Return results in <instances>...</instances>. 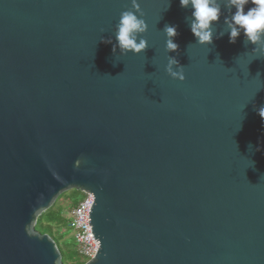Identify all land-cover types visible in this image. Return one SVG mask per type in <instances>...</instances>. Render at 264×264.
Segmentation results:
<instances>
[{
  "label": "water",
  "instance_id": "obj_1",
  "mask_svg": "<svg viewBox=\"0 0 264 264\" xmlns=\"http://www.w3.org/2000/svg\"><path fill=\"white\" fill-rule=\"evenodd\" d=\"M137 2L149 47L122 56L132 0H0V264H62L35 228L72 190L94 197L86 264H264V55L223 16L202 46L179 0Z\"/></svg>",
  "mask_w": 264,
  "mask_h": 264
},
{
  "label": "clouds",
  "instance_id": "obj_2",
  "mask_svg": "<svg viewBox=\"0 0 264 264\" xmlns=\"http://www.w3.org/2000/svg\"><path fill=\"white\" fill-rule=\"evenodd\" d=\"M179 3L182 8L191 9L190 17L185 19L198 44L213 45L214 38H220L215 35V25L223 16L229 43L235 44L243 35L245 44L251 43L255 46L252 50L255 58L264 55V0H226L223 6L221 0H179ZM224 8L231 12L230 18L224 16ZM143 16L137 0H132V7L120 13L114 32L120 55H141L148 49L149 43L144 37L149 31V26ZM164 33L167 37L166 51L177 52V26L166 25ZM220 36L222 37L223 33ZM113 53H116V46L113 47ZM166 72L174 80H186L185 68L170 55ZM258 115L264 119V106L258 108Z\"/></svg>",
  "mask_w": 264,
  "mask_h": 264
},
{
  "label": "trees",
  "instance_id": "obj_3",
  "mask_svg": "<svg viewBox=\"0 0 264 264\" xmlns=\"http://www.w3.org/2000/svg\"><path fill=\"white\" fill-rule=\"evenodd\" d=\"M84 193H81L76 190L69 191V193L62 194L58 200L55 203V206H53L50 210H48L46 213L41 215V217L38 219L37 225H36V232H38L41 235H48L53 239L55 242L62 258V264H69L67 259V253L71 254L72 257H74L71 264H86L87 261L84 260L79 254L78 251L75 250V248L70 247L67 245V242H64V247L67 251H62V249L59 247V242L64 240L67 235H69L70 228V218L66 219L64 217V211L59 208L57 211H55L56 204L61 198H66L70 204L69 208L70 211H73L76 207H78L81 199L83 198ZM57 229L58 236L54 237V229ZM72 231V230H71ZM57 239V242L54 240ZM69 247L72 249H69Z\"/></svg>",
  "mask_w": 264,
  "mask_h": 264
},
{
  "label": "built area",
  "instance_id": "obj_4",
  "mask_svg": "<svg viewBox=\"0 0 264 264\" xmlns=\"http://www.w3.org/2000/svg\"><path fill=\"white\" fill-rule=\"evenodd\" d=\"M94 203V197L91 194H84L78 207L70 213V228L78 254L87 262L93 260L99 250L91 228L88 224V216Z\"/></svg>",
  "mask_w": 264,
  "mask_h": 264
},
{
  "label": "rangeland",
  "instance_id": "obj_5",
  "mask_svg": "<svg viewBox=\"0 0 264 264\" xmlns=\"http://www.w3.org/2000/svg\"><path fill=\"white\" fill-rule=\"evenodd\" d=\"M69 193V192H68ZM56 203V202H55ZM69 204H70V202L64 197V198H61L58 202H57V204H56V208H55V211H57L59 208H61L63 211H64V217L66 218V219H69L70 218V213H71V211H70V208H69ZM54 206H55V204H54ZM57 229L55 228L54 230H53V232H54V237L56 238L57 236H58V234H57ZM69 235H67V237L64 239V240H62V241H60L59 242V247L62 249V251H67L66 250V248L64 247V242L66 241L67 242V245H69L70 247H73V248H75V250H76V245H75V242H74V239H73V237H72V231L71 230H69ZM54 238V240L57 242V239H55ZM69 247V249H71ZM72 250V249H71ZM74 257H72L71 256V254H69V253H67V259H68V263L69 264H71L72 263V261L74 260L73 259Z\"/></svg>",
  "mask_w": 264,
  "mask_h": 264
},
{
  "label": "bare ground",
  "instance_id": "obj_6",
  "mask_svg": "<svg viewBox=\"0 0 264 264\" xmlns=\"http://www.w3.org/2000/svg\"><path fill=\"white\" fill-rule=\"evenodd\" d=\"M72 237H73V234H72Z\"/></svg>",
  "mask_w": 264,
  "mask_h": 264
}]
</instances>
